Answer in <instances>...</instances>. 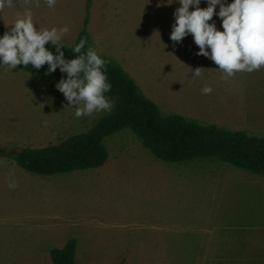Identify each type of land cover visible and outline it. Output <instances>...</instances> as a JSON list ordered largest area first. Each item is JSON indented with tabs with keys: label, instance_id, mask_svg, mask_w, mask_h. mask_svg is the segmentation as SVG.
Instances as JSON below:
<instances>
[{
	"label": "rangeland",
	"instance_id": "rangeland-1",
	"mask_svg": "<svg viewBox=\"0 0 264 264\" xmlns=\"http://www.w3.org/2000/svg\"><path fill=\"white\" fill-rule=\"evenodd\" d=\"M87 2L57 0L50 9L45 0L38 8L14 0L0 25L10 28L30 9L37 28L67 24L62 42L73 46ZM160 2L90 0L92 48L119 63L162 114L263 137L264 67L223 79L196 55L191 35L173 47L180 5ZM213 20L219 29L220 18ZM197 67L202 76L192 78ZM60 80L0 68V264H53L50 251L70 238L77 264H264L260 175L211 159L165 162L127 129L107 138L109 158L99 168L42 176L17 166L12 153L58 144L108 113L75 117ZM205 86L213 91L202 94ZM13 180L18 186L9 188Z\"/></svg>",
	"mask_w": 264,
	"mask_h": 264
},
{
	"label": "clouds",
	"instance_id": "clouds-1",
	"mask_svg": "<svg viewBox=\"0 0 264 264\" xmlns=\"http://www.w3.org/2000/svg\"><path fill=\"white\" fill-rule=\"evenodd\" d=\"M150 2V0H149ZM180 5L174 11V23L170 40L182 42L189 35L198 46V56L214 62L218 70L224 73L223 79L232 78L237 72H254L264 67V0H204L207 7L201 8L202 0H177ZM48 8L54 9L57 0H45ZM171 4L170 0H166ZM15 5L14 0H0V12ZM34 6L40 7L39 0ZM165 6L164 0L157 7ZM219 6L218 12L216 11ZM193 9V10H190ZM221 20L218 29L213 17ZM33 12L25 9L17 13L11 27L0 35V68L14 70L18 65H29L40 69L47 64L48 73L57 68L66 73L56 85L69 102L76 106L77 118L91 116L94 113L110 112L115 101L106 95L112 90L107 75V61L92 47L85 50L86 38H81L72 48L74 57L65 60L63 37L70 31L67 24L60 27L35 26ZM222 29V30H221ZM51 42L58 55H54L45 46ZM201 67L192 72V78L202 76ZM209 86L202 88V94H210ZM9 188L18 184L13 180Z\"/></svg>",
	"mask_w": 264,
	"mask_h": 264
},
{
	"label": "trees",
	"instance_id": "trees-1",
	"mask_svg": "<svg viewBox=\"0 0 264 264\" xmlns=\"http://www.w3.org/2000/svg\"><path fill=\"white\" fill-rule=\"evenodd\" d=\"M90 0L83 27L75 43L86 38L85 50L92 47L88 30ZM9 28L0 25V35ZM75 45V44H74ZM73 46L60 50L65 60L74 57ZM58 55L51 42L45 46ZM106 60V59H105ZM107 75L112 90L106 95L115 101V107L102 116L86 132L75 134L64 141L42 148H23L11 154L13 162L33 174L54 176L75 170L99 168L109 158L106 140L122 130L132 131L157 159L168 163H185L196 159H211L264 177V136L250 135L245 130H228L216 124H202L181 114H162L159 106L149 99L135 80L115 61L106 60ZM20 68L45 79L67 78L57 68L48 73L45 64L40 69L29 65ZM77 240L70 238L61 248H53V264H77Z\"/></svg>",
	"mask_w": 264,
	"mask_h": 264
}]
</instances>
